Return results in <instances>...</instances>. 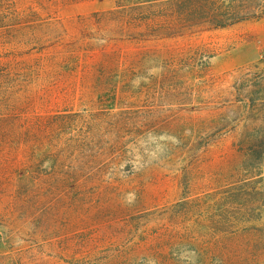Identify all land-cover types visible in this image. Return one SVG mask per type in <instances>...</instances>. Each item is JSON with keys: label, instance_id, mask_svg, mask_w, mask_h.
Here are the masks:
<instances>
[{"label": "rangeland", "instance_id": "1", "mask_svg": "<svg viewBox=\"0 0 264 264\" xmlns=\"http://www.w3.org/2000/svg\"><path fill=\"white\" fill-rule=\"evenodd\" d=\"M233 1L248 19L169 41L168 79L109 85L28 68L117 0H0V264H264V0Z\"/></svg>", "mask_w": 264, "mask_h": 264}, {"label": "trees", "instance_id": "2", "mask_svg": "<svg viewBox=\"0 0 264 264\" xmlns=\"http://www.w3.org/2000/svg\"><path fill=\"white\" fill-rule=\"evenodd\" d=\"M1 16H4L2 10ZM263 17L264 13L250 16ZM246 19L242 6L233 0H117L111 9L70 20V28L63 29L68 39L62 38V47L31 57L29 61L33 65L28 70L38 77L41 73L48 74L55 81L97 75L101 84L111 85L112 81L120 83L115 79L138 77L142 69L149 68L159 58L160 76L168 79L174 72L169 41L185 38L195 29H224ZM160 212L164 214L161 224L155 220L146 223L136 235L139 234L138 247L142 254L166 258L171 246L169 209ZM148 215L154 217L155 212ZM157 264L166 263L157 259Z\"/></svg>", "mask_w": 264, "mask_h": 264}]
</instances>
